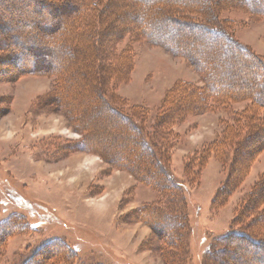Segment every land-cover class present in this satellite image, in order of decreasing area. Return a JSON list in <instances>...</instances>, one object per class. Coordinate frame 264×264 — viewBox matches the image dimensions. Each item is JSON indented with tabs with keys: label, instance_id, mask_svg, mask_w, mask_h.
<instances>
[{
	"label": "trees",
	"instance_id": "obj_1",
	"mask_svg": "<svg viewBox=\"0 0 264 264\" xmlns=\"http://www.w3.org/2000/svg\"><path fill=\"white\" fill-rule=\"evenodd\" d=\"M31 1L37 6L46 2L50 20L34 21L31 37L40 38L42 45L26 48L33 66L19 68L13 79L36 75L57 80L36 107L59 112L82 135L79 142L64 145L65 155H99L112 168L126 171L156 191L158 202L120 219L125 224L144 223L162 243V251L172 253L170 249L184 245L190 229L189 189L171 169L172 152L181 135L175 127L190 116L248 102L244 110L232 113V122L216 139L184 160L189 185L201 182L212 158L227 171L212 201L214 209L228 204L264 151V58L236 41L232 28L219 18L222 9L262 17L264 0H28L29 7ZM1 2L0 30L6 28L7 34L0 51L16 64L26 45H18V33L3 23ZM91 16L104 19L101 29L92 26ZM127 35L184 57L202 77L201 86L178 81L167 91L151 129L145 126L150 109L129 107L128 100L116 93L130 81L135 63L131 48L117 51ZM21 221L14 214L0 223V250L11 237L35 230L27 221L23 227ZM211 247L205 264H255L245 259L237 262V256L253 250L264 254V175L238 208L230 231ZM228 255L232 260L223 259ZM76 257L63 240L54 239L40 243L23 264H73ZM256 264H264V259Z\"/></svg>",
	"mask_w": 264,
	"mask_h": 264
},
{
	"label": "rangeland",
	"instance_id": "obj_2",
	"mask_svg": "<svg viewBox=\"0 0 264 264\" xmlns=\"http://www.w3.org/2000/svg\"><path fill=\"white\" fill-rule=\"evenodd\" d=\"M27 1L1 2L3 23L18 33V45L24 46L23 42L26 46L19 61L11 63L13 66L0 51V223L15 214L21 217L23 227L27 221L35 230L11 237L0 250V264H23L40 243L54 239L63 240L74 251L77 257L73 264H205L212 242L230 231L238 208L264 175V151L244 184L220 209H214L212 201L227 176L223 165L212 158L201 182L189 185L184 160L216 139L225 124L232 122V113L244 110L248 102L235 103L229 110L190 116L175 127L181 135L172 152L171 169L189 189L190 229L183 246L170 249L172 253L162 251L163 245L150 227L142 222L125 224L120 219L145 204L158 202V193L139 184L126 171L112 168L99 155H65L64 145L79 142L82 135L59 112L36 107L42 96L54 90L57 80L36 75L13 79L19 68L29 70L33 66L26 48L42 45L40 38L31 37L34 21L50 20L46 2L37 6L31 1L29 7ZM219 18L232 28L236 41L264 58V16L222 9ZM91 20L94 28L101 29V16L95 20L91 16ZM6 34V28L0 30V49L6 43ZM127 47L133 50L134 68L130 81L119 86L116 93L128 100L129 107L150 109L145 126L151 129L167 91L178 81L201 86L202 77L184 57L160 46L127 35L117 51L121 53ZM237 257V262L245 259L256 264L264 254L253 250ZM223 259L232 260L230 255Z\"/></svg>",
	"mask_w": 264,
	"mask_h": 264
},
{
	"label": "crops",
	"instance_id": "obj_3",
	"mask_svg": "<svg viewBox=\"0 0 264 264\" xmlns=\"http://www.w3.org/2000/svg\"><path fill=\"white\" fill-rule=\"evenodd\" d=\"M195 151H196V150H195ZM195 151H194V152H195ZM194 152H193V153H194Z\"/></svg>",
	"mask_w": 264,
	"mask_h": 264
}]
</instances>
